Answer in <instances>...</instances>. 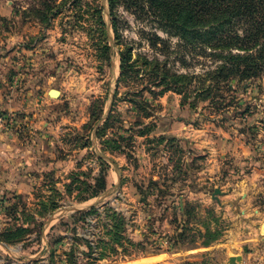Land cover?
<instances>
[{"label":"rangeland","instance_id":"obj_1","mask_svg":"<svg viewBox=\"0 0 264 264\" xmlns=\"http://www.w3.org/2000/svg\"><path fill=\"white\" fill-rule=\"evenodd\" d=\"M118 15L0 0V264H264V77L210 92V60ZM127 47L185 91L123 77Z\"/></svg>","mask_w":264,"mask_h":264},{"label":"trees","instance_id":"obj_2","mask_svg":"<svg viewBox=\"0 0 264 264\" xmlns=\"http://www.w3.org/2000/svg\"><path fill=\"white\" fill-rule=\"evenodd\" d=\"M109 5L116 32L119 31L118 9L122 6L136 19L150 22L156 30L178 38L182 46L197 56L210 60L213 67L205 74V79L214 84L208 87L210 92L222 89L228 92L234 81L241 84L264 77V0H109ZM145 34L156 52L168 54L171 49L168 38L156 31ZM141 57V61L133 60L132 47H127L122 52L121 75L140 79L149 74L169 89L178 93L185 91L184 85L179 87V84L189 79L187 74L167 71L161 76L158 56ZM168 78L170 80L166 81ZM100 183L104 188V179ZM98 211V206L93 205L84 212ZM85 239L91 252L99 254L95 259L104 258L106 253L98 251L99 246L90 239Z\"/></svg>","mask_w":264,"mask_h":264},{"label":"water","instance_id":"obj_3","mask_svg":"<svg viewBox=\"0 0 264 264\" xmlns=\"http://www.w3.org/2000/svg\"><path fill=\"white\" fill-rule=\"evenodd\" d=\"M49 93L52 96H57L59 94V91L57 89H51L49 91ZM216 192L219 193L220 190H217ZM241 260H242V257L240 255H238V256H231L230 257V263H232V264H239L238 261H241Z\"/></svg>","mask_w":264,"mask_h":264},{"label":"crops","instance_id":"obj_4","mask_svg":"<svg viewBox=\"0 0 264 264\" xmlns=\"http://www.w3.org/2000/svg\"><path fill=\"white\" fill-rule=\"evenodd\" d=\"M252 256H254V258H255V251H254V253H253V255ZM229 257H231V256H229ZM254 264H258V263H254Z\"/></svg>","mask_w":264,"mask_h":264},{"label":"built area","instance_id":"obj_5","mask_svg":"<svg viewBox=\"0 0 264 264\" xmlns=\"http://www.w3.org/2000/svg\"><path fill=\"white\" fill-rule=\"evenodd\" d=\"M2 119V117L0 116V120Z\"/></svg>","mask_w":264,"mask_h":264}]
</instances>
